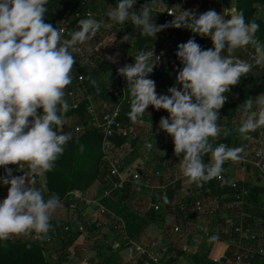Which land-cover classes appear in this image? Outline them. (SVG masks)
I'll return each mask as SVG.
<instances>
[{
  "label": "clouds",
  "instance_id": "1",
  "mask_svg": "<svg viewBox=\"0 0 264 264\" xmlns=\"http://www.w3.org/2000/svg\"><path fill=\"white\" fill-rule=\"evenodd\" d=\"M48 2L0 0V167L7 173L0 177V184L10 185L6 198L0 200V241L32 234L43 239L52 227L51 216L60 198L51 194L45 199L43 191L32 185L54 169L72 139L71 133L57 128L69 109L66 88L72 83L76 63L73 52L101 29V22L88 14L78 21L70 38H63L61 29L45 22ZM158 2L151 0L137 12L132 10L137 0H117L106 15L115 23L130 19L145 37L156 38L167 27L186 28L210 37L213 48L202 49L194 38L179 44L176 55L183 67L176 83L182 88L170 87L169 94H158L155 81L149 78L156 66L154 51H140L134 64L118 69L130 95L127 116L135 123L150 105L166 110L170 115L161 117L159 127L173 138L175 154L182 158V175L198 186L223 180L224 164L242 159L245 149L213 143L222 131L225 137L231 132L218 123L220 109L230 86L237 85L253 67L264 68V42L256 36L260 24L256 20L246 23L243 12L232 7L224 14L214 9L202 13L181 9L170 13L174 15L171 22L159 25L153 22V9L148 6ZM229 13L231 18L226 19ZM247 46L254 49L251 62L233 55ZM107 59L115 62L113 57ZM241 107L246 116L236 131L248 140L250 133L264 129V94L248 98ZM10 164L28 171L13 176V170L6 167Z\"/></svg>",
  "mask_w": 264,
  "mask_h": 264
},
{
  "label": "trees",
  "instance_id": "2",
  "mask_svg": "<svg viewBox=\"0 0 264 264\" xmlns=\"http://www.w3.org/2000/svg\"><path fill=\"white\" fill-rule=\"evenodd\" d=\"M105 1L106 3H103V1L100 0H91V2L85 0H49L47 4L48 11L45 14V22L50 23L53 25V27L58 28L59 24H62L65 19H68L71 27H75V25L80 20L76 19V17L78 15H84L90 11L94 14V18L100 21L102 24L103 18H108L106 15L107 10L111 7H115L117 3V0ZM204 1L205 6L200 7L198 10H194L197 6L196 0L189 1V3L182 9L191 11L194 10L196 13H202L214 9L218 14H221L223 6L222 2L224 0ZM149 3H151V0H140L141 8L145 4ZM154 5L156 4H151L148 6L152 7ZM257 5L264 6V0H237V11L243 12L246 23L251 22V20H256L260 24V29L256 33V36L261 40V42H264V22L257 19L255 16V7ZM139 11L140 9L137 10V12ZM152 17L153 22L156 21V23L159 25L167 24L174 19L173 17H167L164 13L158 12H152ZM182 29H184L185 31L189 30L186 28H181L179 30V35L182 34ZM163 30L157 33L156 38L145 37L140 34V29L135 27L129 19L119 27L111 30V32L113 31L114 33L124 35L125 41L127 43H131V45H129L134 49L136 56L142 50H153L154 52L161 50V48L164 47L165 43V35H163ZM103 31L102 35L103 37H105L107 33ZM195 35L196 34L192 32L190 36L187 35L186 37L184 36V38L187 41L191 38H194L195 40H197L196 42L200 44L202 49H208L204 47L203 41L198 39ZM88 48H92V46ZM246 50L251 53V55L254 54V49L251 46H247ZM127 52L128 51H126V53ZM135 56H133V59ZM107 57H113L115 62L107 59ZM122 57L124 56L122 55ZM119 59L120 58H118L117 56H105L96 52L91 56L89 64H83L82 66H80L79 60H76V63L74 64L72 69V71H75L74 76H76V78H72V83L67 86L66 93L68 91L77 90L79 88L78 85L80 84L78 81V76L82 75L87 80L85 82V85L88 88L87 94L93 97L101 112H108L114 110L119 104L122 103L124 98V90L126 88L128 100L122 105L119 122L125 128L135 129L137 131L140 130L139 132L142 133V130L145 128L146 122L158 124L161 117H168L170 114L164 109L157 110L154 108V106L150 105L143 116L139 117L137 122L133 123L128 118L127 113L130 111V95L127 89V85L125 87L122 76L118 73L121 62ZM182 67L183 65L181 64L180 60L179 64H174L169 62V60H166L162 67H160L156 71L154 81L156 83V90L158 94H169L168 89L173 86L182 88L181 85H178L176 83L178 72L182 70ZM92 81H95L96 83L93 84ZM125 83L127 84V82ZM261 94H264V68L262 69V67H258V69H252L249 73L240 78V81L237 85L230 86V92L226 93V95L230 99V102L225 103L224 106L220 109L221 119L218 121V123L221 124L222 127L230 129L231 132L227 137H225L222 131L218 137L213 139L214 144L224 143L229 147L244 146L245 149L251 142L252 138H261L260 131H257L249 134L250 139L242 140L239 136V133L236 131L238 127L235 126V121L238 118L239 113L243 112L241 111V106L243 105V103L248 98L255 99ZM87 107L88 102H83L77 110L68 109L67 113L63 116V124L57 128V131L71 133L72 139H70L66 144L65 151L56 161L54 169L45 174L46 183L49 190V193L45 197V199L49 198L51 194H56L59 196L61 201H66L68 198H70L69 194L71 192L81 191L85 193L92 186H94L96 182L103 184L104 188L102 190L107 189L109 188V186H111L110 183L105 182V177L108 173V164L103 161L104 136L92 125L89 114L87 112ZM149 110L155 113L153 117L147 118L146 113L149 112ZM39 111H42V109ZM76 126H81L83 128V132L80 135H78L75 131ZM261 132H264V129ZM141 141L142 144H144V140L142 139ZM141 141H132L126 138H120L118 136L113 139V143L117 148H122L130 143L132 147L138 149ZM158 142H160L159 144H161V141ZM159 151H156L157 153L155 152V154H159ZM168 152L169 154L167 155L166 166L172 169L175 168L174 161L176 159L179 160L181 157L176 156L174 149H169ZM203 159L205 160V162H208L209 157L205 156ZM170 160H172L173 163L169 162ZM161 168V164H156L154 165L152 170L162 171ZM2 174L3 173L0 172V176ZM225 180L228 182L224 183ZM33 185H35L36 188L41 189L40 183H35ZM203 186H207L213 194H221L220 196H222L223 198L226 196L227 199L224 200L222 204L228 206V210L230 211L239 210L236 205L241 202L243 190L245 187H247L249 191L247 200L248 202L250 201V204L256 206L254 212L252 211L250 213L249 211L251 217L248 219H251V223L255 225L254 227L257 226L256 224L258 220L262 221V224L264 226V207L262 208V205L264 206V204L262 203L263 199L261 198L262 195H264V188H261L253 183L243 184L241 182H237L236 186L234 187L233 182L231 183L227 177H224V175L223 180L219 181L218 179H212L208 182L203 183V185L200 186V189H202L201 187ZM179 189V185L171 186L166 192L167 201H165L164 199L162 203H164V205L166 206L167 212L170 211L180 214L184 220V227H187L190 220H193L194 217H197V215L201 213L191 211L194 207L195 202L199 199L203 200L202 198H205L207 196H205L204 193H201L199 197H195V199L194 197H190L184 203L185 209L181 210V207L179 206V208L177 209V206L175 204ZM203 189H206V187H204ZM130 194L131 189L129 188L122 194V196L118 195L117 193H115L114 195L116 197H119V199H122L121 201H123L124 199L129 197ZM231 205H233V207H231ZM125 209H119L120 214L124 215V218L128 223V229L131 236H137L138 232L142 231L144 226H147V222L138 219V217L126 212ZM174 209H177V211H174ZM246 209L251 210V208ZM253 214H255L256 216H252ZM147 215L150 221L156 224L160 229H163L165 227L164 216H160L153 209H150ZM211 222L212 224L208 226L209 239H211L212 236H218V239L215 240L216 242L226 241L230 238V236H228L225 232L227 227V219L222 220L219 212H216L214 214ZM257 228H259V226H257ZM79 236L80 234H77L70 239L67 237L64 239L62 249L60 248L62 250L60 253V264H63L66 259V250ZM119 238L120 234L113 231L111 236L106 239L109 241L111 249H114L115 247L113 241H116ZM160 238L162 239L164 246L168 248V253L166 254L167 263L175 264L177 259L182 257L185 252L180 250L178 246H176V244L173 242L172 236H170L168 232L165 231ZM101 246L98 247L99 250L102 249ZM208 246L209 245L207 243L205 245L206 255L199 254L197 256H194L197 264L205 263L206 259L208 258V249H210L208 248ZM107 263L112 264V259L109 261L107 260ZM0 264L47 263L44 259L42 248L38 244L32 242L12 244L9 240H7L0 241Z\"/></svg>",
  "mask_w": 264,
  "mask_h": 264
},
{
  "label": "built area",
  "instance_id": "3",
  "mask_svg": "<svg viewBox=\"0 0 264 264\" xmlns=\"http://www.w3.org/2000/svg\"><path fill=\"white\" fill-rule=\"evenodd\" d=\"M63 1V0H60ZM91 2V0H85ZM103 1L105 0H100ZM191 0H160L158 2L159 7L152 6L153 12L164 13L167 17H173L174 15L170 13H178L184 6H186ZM193 1V0H192ZM197 6L194 10H198L200 7L205 6L204 0H196ZM112 8V7H111ZM141 8L140 0L133 6L134 11ZM131 11V10H130ZM195 12V11H194ZM88 14L94 17L92 12H87L84 15H78L76 19L87 18ZM65 18V17H64ZM64 23V24H63ZM62 24L58 25V28L62 31L63 38H70V33L78 29V23L75 27H71L68 19L64 20ZM181 28H164L163 35H165L164 47L161 50L154 52V55L159 57H153L156 62L153 72L149 75V78L155 79L156 71L162 67L166 60L174 64H179V58L176 53L178 51V46L181 43H186L187 40L184 38L190 33L182 29V34L179 35V30ZM196 34V33H195ZM198 39L203 41L204 47H213V43L210 37H202L198 34L195 35ZM197 41V40H196ZM76 51L73 52L76 60H79L80 66L83 64H89L91 54L89 53L88 47L85 42L75 46ZM135 60L130 59L126 63L120 64L123 67L126 64H134ZM263 69V68H262ZM75 71H72V78L75 79ZM74 76V77H73ZM123 83L126 87V79L122 76ZM79 88L77 90L68 91L66 93V99L68 101L69 109L77 110L83 102H88L87 112L89 114L92 125L101 132L104 136V158L103 161L108 164V173L105 177V182L110 183L109 188L102 190V194L98 196L97 199H87L84 194L77 191L71 192L66 201L60 200V206L54 212H66L64 216H57L52 213L51 216V229L47 234L46 238L41 239L39 235H30L31 240L38 243L46 258L48 264H60V255L56 251H51L54 242L58 239L63 240L67 238H72L74 235L80 234V237L84 240L89 238L90 235L94 237L95 241L104 240L106 238L105 230L109 226V231H115L120 234V238L123 241L128 242L129 236L127 232L126 220L118 216L113 212L104 202L108 199L115 200L117 197L114 195L117 193L122 196V194L127 190L131 189L130 196L140 197L146 193H155L154 191H159L163 193V198L166 196L167 190L171 186H175V181L167 180L173 173V169L170 167H164L163 170H151L148 174L142 171L128 172L126 171V159L124 160L117 156L116 153L120 152L114 143L113 139L115 137L126 138L132 141L142 140L141 134L135 129L125 128L120 122L119 117L122 111V105L128 100V94L126 88L124 90V98L121 104H119L114 110L108 112H101L99 106L93 99V97L87 94V86L85 82L86 78L82 75L78 76ZM229 97L225 103H229ZM75 131L78 135L83 132L81 126H76ZM158 141H147L144 143L148 153L153 154L157 151V145L159 147H164L163 142L159 144ZM255 166L259 168L261 172L264 173V152L256 153V163ZM7 168H11L13 176L24 175L28 169L18 168L17 165H7ZM0 172L7 175L5 168L0 167ZM219 181L221 179H218ZM168 184H165L166 182ZM164 183V184H163ZM237 182H233L234 187ZM101 184V183H100ZM102 189L103 184H101ZM157 199L149 197L147 201L148 211L153 209L157 214L163 216L164 210L162 206L163 198ZM241 196V201H242ZM243 202V201H242ZM240 202L239 204H242ZM84 206L85 210L81 209ZM244 205V204H243ZM181 210H184V205H181ZM238 208H242L237 206ZM244 208V207H243ZM192 212H203L204 202L202 200H197ZM237 215L236 219H230L227 222L226 234L230 238H234L236 241L234 251L232 253L233 259L237 264H264V241L259 237L258 231L254 230L252 226H247L245 224L251 216L250 215ZM183 217L179 214L178 217L173 216L167 225H171L173 229L171 232L178 234L182 237L186 236V231L183 227ZM189 226L187 225L186 228ZM168 232V231H166ZM170 235V232H168ZM133 250V249H132ZM135 253V254H134ZM168 253V248L164 246L160 236L150 245L136 246L132 251V257L127 264H169L166 261V254Z\"/></svg>",
  "mask_w": 264,
  "mask_h": 264
},
{
  "label": "crops",
  "instance_id": "4",
  "mask_svg": "<svg viewBox=\"0 0 264 264\" xmlns=\"http://www.w3.org/2000/svg\"><path fill=\"white\" fill-rule=\"evenodd\" d=\"M223 6H222V11L221 14H224L225 11L227 9L230 8H236L237 9V0H224L223 2ZM194 11V10H193ZM255 16L257 19L261 20L264 22V6H260L257 5L255 7ZM226 19H230L231 15L230 13L228 15L225 16ZM188 33H190L191 35V31L187 30ZM224 55H226L227 53H223ZM234 56L238 57L239 59L242 60H248L251 62L252 60V56L251 53H249L246 48H240V49H236L235 52L233 53ZM259 66H255L253 67L258 69ZM156 125H159V123ZM157 141H161L164 144V147H159L157 145V151H159V154H155L152 155L150 153V155H152V161L155 162L152 165H156V164H161L162 165V170H163V166L167 167V155L169 154L168 150L169 149H174V141H170V138H172L166 131L160 129V133L157 134ZM155 140V139H154ZM132 146V145H131ZM128 148L129 145H125L122 148H118L120 150H123L125 148ZM134 150L137 151L136 148L133 149L132 153L134 152ZM157 153V152H156ZM136 154L138 155V151L133 153L130 156L127 157L126 159V163L125 164H130L131 165L138 161L137 159H135ZM149 156V154H147ZM171 156V155H170ZM246 158V155H245ZM135 159V160H134ZM162 159V160H161ZM182 159V158H181ZM179 160H175L174 161V165L175 168L173 169V173L172 175L167 179L169 181H175L176 185H179V192H178V196L175 200V204L177 206V209L179 208V206L184 205V203L187 201V199H189L190 197H199V195L201 193H204L205 198H202L203 202H204V211L199 213L197 215V217H194L193 220H190L189 224H188V228L183 227L184 231H186V236L184 235V238L180 235H176L174 234V232H171L172 226L171 225H167V222L173 217L176 216L178 217L179 214L176 212H170L166 210V206L164 205V203H162L163 206V210H164V218H165V227L163 229H160L156 224L152 223L150 221V219L147 217V213L148 211V206H147V201L148 198L150 197L149 194L147 195H141L140 197H135V196H129L126 199H124L123 201H121L122 199H119V197H117V199L115 200H111L108 199L106 200L104 203L113 211L115 212L118 216L124 218L123 214H120L119 209L124 210L126 207V209L128 211V213L138 217V219H141L145 222H147V226H144L143 230L138 232L137 236H131V234L129 233V229H128V223H127V232H128V236H129V241L125 242L122 240V238H119L116 241H113L115 247L114 249L110 248V243L108 240V237L111 236L113 231H109V226L106 227L105 230V234H106V238L104 240H100V241H95V246L91 247V248H87L86 244H85V240L83 238H81L80 236L72 243V245L69 246L68 249L70 248H77V245L79 246V251H82L84 253H88L91 250H94L97 257L100 259L101 264H110L107 263V260H111L113 261L112 264H125V259H129L132 257V251L136 248V246H144V245H150L151 243H153L159 236L161 237V235L165 232L168 231L170 232V236H172L173 238V242L176 244V246H178V248L182 251L185 252L184 255H182V257H180L179 259H177V261L175 262V264H197L195 261V257L199 254L202 255H206V248L205 245L208 243V258L206 259L204 264H237L234 259H233V251H234V247H235V243L236 241L234 240V238H229L226 241H212L211 239L208 238V234H209V230H208V226H210L212 224L211 220L212 217L214 216V214L217 212L220 213V217L222 220L224 219H236L237 215H241L240 213H243V215H250V213L253 211L254 209H256V206L252 205L250 206V209H246V208H239V210H228V208H226V205H223L222 203L224 202V200H226V196L223 198L222 196H220L221 194H213L210 189L207 186H203L201 187L202 189H200V186H198L196 183H190L188 182L187 178L184 177L180 171V165H179ZM169 162L173 163L172 160H170ZM239 163V164H238ZM253 163V162H252ZM146 164L143 163H138V167L141 169L142 167L145 168ZM255 165V164H253ZM224 169L225 171L223 172L222 175H224V177H227L229 179V181L232 182H236L235 180L239 181V179L241 178V180L243 179L244 181H246L244 178H246V174H242L243 171V165L242 162L240 160L237 161H227L224 164ZM241 167V169H240ZM250 167V171H252V166ZM143 169V168H142ZM234 170V171H233ZM151 171V170H150ZM233 171V173H235V175L233 176L231 174V172ZM6 176L4 174H2L0 177ZM247 180H250L247 177ZM35 183H40L41 185V190L44 193V197H46L49 193L48 190V186L46 183V175H44L43 177H37ZM34 183V184H35ZM169 182L167 181L165 184H168ZM164 184V183H163ZM35 186V185H32ZM8 187H10V185H3L0 184V200L6 198L7 193H8ZM36 187V186H35ZM204 187H206V189H203ZM79 193L84 194V196L87 199H97L99 195L102 194V187L101 184L99 183V185H94L92 188H90L87 192L83 193L81 191H77ZM162 192H155L152 194L151 197L155 198H163V193ZM161 202L164 201V198L161 200ZM250 203V201H249ZM135 204V205H134ZM134 208H138L139 210L137 212L133 211V207ZM81 209L85 210L84 206H81ZM225 207V208H224ZM228 207V206H227ZM177 209H174V211H177ZM264 211V209H263ZM248 214H247V213ZM66 213V212H65ZM64 212H54L55 215L57 216H64L65 215ZM255 214H253L252 216H254ZM161 216V215H160ZM251 216V215H250ZM256 216V215H255ZM228 217V218H227ZM126 220V219H125ZM245 224L247 226H252L254 230L257 231V227L254 228V224L251 223V219H249L248 221L245 222ZM257 226H259L258 229H263L264 230V226L262 224V221L257 222L256 224ZM9 241L12 244H17V243H25V242H32L35 243L34 241L31 240L30 235H20V236H14L12 238L9 239ZM100 243V245L106 247V256L104 257H100L102 256L101 254L97 253L99 251L98 249V243ZM83 243V244H82ZM38 244V243H35ZM56 242L53 243L54 246H52L51 251H56L59 255L61 253V249L60 247H56ZM39 245V244H38ZM40 246V245H39ZM84 246V247H83ZM41 247V246H40ZM68 249L66 250V259L63 262V264H87L88 261L91 264H96V260L93 258H89L87 257V255L85 256L83 254V256L77 257L75 256L73 258V255L70 254L68 251ZM133 249V250H132ZM43 251V250H42ZM122 251L124 252V255H122ZM135 254V253H134ZM44 256V254H43ZM44 259L46 261V258L44 256ZM46 263L48 264V262L46 261ZM89 264V263H88Z\"/></svg>",
  "mask_w": 264,
  "mask_h": 264
},
{
  "label": "rangeland",
  "instance_id": "5",
  "mask_svg": "<svg viewBox=\"0 0 264 264\" xmlns=\"http://www.w3.org/2000/svg\"><path fill=\"white\" fill-rule=\"evenodd\" d=\"M155 6L159 7V4L156 3ZM122 24L123 23L110 22V18L108 19V18L104 17L103 18V22L101 24V29L98 31L97 35L93 39L88 40V41H85V45L87 47H91L92 46V48H87L89 50V53L93 55L94 53L97 52V53H100L101 55H105V56H107V55L117 56L118 58H120L119 59L121 61L120 64L126 63L130 59H133V56H135V51L132 48V46H130L131 43H129V42L127 43L125 41L124 35L119 34V33H114L113 31L111 32V30L115 29L116 27H119ZM102 31L107 33L105 37H103ZM93 51H94V53H93ZM126 51H128V52L126 53ZM124 54H127V55H124ZM92 55H90V56H92ZM122 55L124 57H122ZM154 113L155 112H151L149 110V112L146 113L147 118L148 117H153L154 116ZM245 116H246V113L245 112L239 113V116H238V118L235 121V126L236 127H239L240 126L241 119L242 118H245ZM262 130L263 129L257 130V131H260L261 138L260 139H254V138H252L251 139V142L249 143V145L245 148V153L244 154L243 153L241 154L242 155V159H240V161L242 162V165L244 166L243 167L242 174H246V176L250 180H247V177H246V178H244L246 181H244L243 179L241 180V178H240L239 181L235 180L236 182H241L243 184L253 183V184H255V185H257V186H259L261 188H264V173L261 172L259 170V168H257L255 165H253V164L256 163V153L264 152V132H261ZM257 131H255V132H257ZM159 133H160V127H159V125H156V123H152V122H146L145 128L142 130V133L140 132V134L142 136L141 138L144 140V143L147 142V141H149V142H151V141H157L156 140L157 139L156 136ZM170 141H173V138H170ZM141 144H142V141L140 142V146H138V149H137L138 155L136 154V157H135V159H137L138 161L134 162L132 165H131V163L130 164L129 163L126 164V168H127L126 171H128V172L142 171L145 174H148L149 171L153 169L154 165H152V164L155 163V162L152 161V159H153L152 158V155H154L155 153H153L152 155H150L148 153V151L146 150L145 145L144 144L141 145ZM128 145H129L128 148L126 147L125 149L120 150V152L116 153V155L119 156V157H121L123 160L125 158H127L128 156L131 157V155L133 153L137 152L136 150H134V152L132 153L134 147H132L130 143ZM147 154H149V156ZM245 155H246V158H245ZM103 158H104V150H103ZM139 162L140 163H143V164H146L145 165V168L142 167L143 169L142 168L140 169L137 166ZM249 166H252V172L251 173L248 171V167ZM240 169H241V167H240ZM233 171L231 172V174L234 176L235 173H233ZM95 185L98 186L99 185V182H96ZM154 192H157V191H154ZM151 193L152 192L146 193L145 195L148 196V194H149V196L151 197L152 196ZM248 194H249L248 188L245 187L244 190H243V193H242V198H243L242 201L243 202L241 201L242 204H239L238 203L236 206H239L240 205V207H242V208L243 207L244 208H250V206H252V205L247 200V195ZM261 198L263 199L262 200V203L264 204V195H262ZM132 207L134 208V206H132ZM231 207H233V205H231ZM263 207L264 206L262 205V208ZM226 208H228V207L226 206ZM125 210L128 211L127 209H125ZM138 210H139L138 208H134L133 209L134 212H137ZM228 220H230V219H227V222H228ZM257 231L259 233V237L264 236V230L263 229L260 230V229L257 228ZM262 241H264V238H262ZM99 243H101V242H99ZM99 243H98V247L101 246ZM85 244H86V247L88 249L91 248V247H94L95 246L94 237L92 235H90L89 238H86L85 239ZM55 245H56V247H60L61 248L63 246V240L58 239ZM79 246L77 245V248L76 249L75 248L74 249L73 248H70V249H68L67 252H69L70 254H72L73 255V258L75 256L81 258L83 256V254H84L85 256L87 255V257H89V258L95 259L96 260V264H101V262H103V261H100L101 258L99 259L97 257V255H96V253H95L94 250H91L88 253H84V252L78 250L79 249ZM101 247H102V249L99 250L97 253H99V254L102 255L100 257H104L107 254L106 247H103V246H101ZM101 252H103V253H101ZM122 255H124V252L123 251H122ZM124 262H125V264H127L129 262V259H125ZM88 263L91 264L89 261H88Z\"/></svg>",
  "mask_w": 264,
  "mask_h": 264
},
{
  "label": "water",
  "instance_id": "6",
  "mask_svg": "<svg viewBox=\"0 0 264 264\" xmlns=\"http://www.w3.org/2000/svg\"><path fill=\"white\" fill-rule=\"evenodd\" d=\"M248 171H250V167H248Z\"/></svg>",
  "mask_w": 264,
  "mask_h": 264
}]
</instances>
